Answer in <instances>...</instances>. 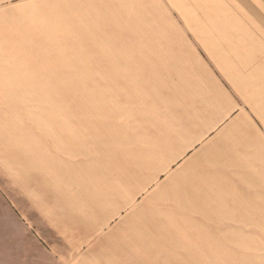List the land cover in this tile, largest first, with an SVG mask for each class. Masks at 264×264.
Returning a JSON list of instances; mask_svg holds the SVG:
<instances>
[{
  "label": "rangeland",
  "instance_id": "rangeland-1",
  "mask_svg": "<svg viewBox=\"0 0 264 264\" xmlns=\"http://www.w3.org/2000/svg\"><path fill=\"white\" fill-rule=\"evenodd\" d=\"M209 56L263 69L264 0H0V264H264L171 141Z\"/></svg>",
  "mask_w": 264,
  "mask_h": 264
},
{
  "label": "crops",
  "instance_id": "crops-1",
  "mask_svg": "<svg viewBox=\"0 0 264 264\" xmlns=\"http://www.w3.org/2000/svg\"><path fill=\"white\" fill-rule=\"evenodd\" d=\"M202 65L206 71H174L178 78L171 77V113L183 119L171 141L182 144L184 173L199 176L204 190L216 192L213 199L224 200L207 206L264 214V65L238 74L214 56ZM110 239L97 238L88 250H110Z\"/></svg>",
  "mask_w": 264,
  "mask_h": 264
},
{
  "label": "bare ground",
  "instance_id": "bare-ground-1",
  "mask_svg": "<svg viewBox=\"0 0 264 264\" xmlns=\"http://www.w3.org/2000/svg\"><path fill=\"white\" fill-rule=\"evenodd\" d=\"M163 186V185H162ZM165 187V186H164ZM166 189H168V188H166Z\"/></svg>",
  "mask_w": 264,
  "mask_h": 264
}]
</instances>
